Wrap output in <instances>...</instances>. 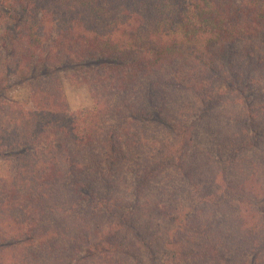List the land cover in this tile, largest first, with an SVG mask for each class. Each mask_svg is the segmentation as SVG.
<instances>
[{
    "label": "rangeland",
    "instance_id": "rangeland-1",
    "mask_svg": "<svg viewBox=\"0 0 264 264\" xmlns=\"http://www.w3.org/2000/svg\"><path fill=\"white\" fill-rule=\"evenodd\" d=\"M19 23L3 28L4 38ZM256 40L231 43V60L204 72L209 83L203 89L194 87L195 79L178 84L171 71L155 74L154 89L165 93L164 102L153 97L156 114L118 132L112 167L101 146H77L73 137L59 135L61 151L74 152L76 171L93 184L74 195L65 186L36 189L43 222L52 228L35 247L39 264H264V45ZM102 60L60 65L73 112L95 110L92 79L84 76ZM147 80L140 84L146 104ZM0 84L9 98L31 101L29 82L9 76ZM14 165L0 156V177L13 176ZM19 184L14 199L30 192ZM97 201L110 209L86 210ZM59 204L76 209L49 211ZM104 238L100 247L88 248Z\"/></svg>",
    "mask_w": 264,
    "mask_h": 264
},
{
    "label": "trees",
    "instance_id": "trees-1",
    "mask_svg": "<svg viewBox=\"0 0 264 264\" xmlns=\"http://www.w3.org/2000/svg\"><path fill=\"white\" fill-rule=\"evenodd\" d=\"M18 19L15 34L6 30L7 40L3 28ZM261 34L264 0H0V83L17 76L32 87L31 105L0 92V156L15 164L13 176L0 177V264H39L35 247L52 228L43 222L45 207L36 189L65 186L76 194L93 184L76 171L74 152L61 151L59 135L73 137L77 146H101L105 165L112 167L121 143L118 132L155 115L153 97L164 102L165 93L154 89L155 74L171 71L175 80L180 77L178 84L195 79L194 87L203 89L209 83L204 72L231 60V43L252 37L264 45ZM97 58L103 59L98 68L90 64L84 76L92 79L96 108L73 112L60 65ZM176 60L185 66L174 65ZM146 77L147 104L140 86ZM21 182L30 192L14 199ZM97 202L86 210L110 209ZM73 209L59 204L49 211Z\"/></svg>",
    "mask_w": 264,
    "mask_h": 264
}]
</instances>
